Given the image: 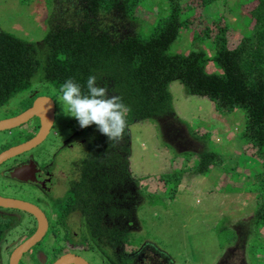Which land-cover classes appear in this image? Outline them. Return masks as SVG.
<instances>
[{
	"label": "trees",
	"instance_id": "16d2710c",
	"mask_svg": "<svg viewBox=\"0 0 264 264\" xmlns=\"http://www.w3.org/2000/svg\"><path fill=\"white\" fill-rule=\"evenodd\" d=\"M215 1L198 3L208 7L205 12L214 21H226L224 15L216 12ZM251 1H236L238 22L233 28L240 39L234 47L229 46L227 37L232 24L225 22L214 28L209 18L193 37L204 46L187 53L169 51L181 29L194 23L190 15L193 12L180 0H164L169 5L168 11L158 18L148 35L138 29L133 34L120 32V26L125 29L129 21L139 23L135 14L139 17L141 0H78L79 11L72 14L68 24H51V20L45 39L39 44L0 29V109L15 95L29 89L34 77L45 81L48 88L52 85L60 90L66 79L73 78L83 85L90 74L97 75L98 83L107 85L110 94L120 96L128 106L125 133L118 142H110L95 125L78 133L87 142L83 156L74 162L77 178L70 182L65 203L67 209L81 212L95 240L106 241L113 249L122 248L118 252L120 258L128 249L138 250L132 246L129 233L139 225L138 210L143 196L131 171L130 126L149 119L162 123L165 116H176L170 85L179 81L188 94L207 97L218 109L245 111L247 121L239 137L251 154L260 159L252 189L248 190L257 200L254 215L248 220L251 233L247 252L251 263L264 264L261 233L264 229V0H258L255 7L244 13L242 5ZM227 4L235 12V6ZM207 39L211 40L210 44L206 43ZM210 59L222 72L208 70ZM41 95L49 93L31 90L12 114L27 110ZM27 123L19 128L27 126L28 131H33L40 125L38 118ZM17 129L16 137L22 131ZM12 141H7L4 148L11 146ZM221 164L219 152L204 148L198 152L195 168L198 173L207 174ZM180 178V173L169 178L170 188H177ZM5 231L6 227L0 223V264H4L1 244ZM165 259L169 261L172 257L167 254Z\"/></svg>",
	"mask_w": 264,
	"mask_h": 264
},
{
	"label": "rangeland",
	"instance_id": "374dc122",
	"mask_svg": "<svg viewBox=\"0 0 264 264\" xmlns=\"http://www.w3.org/2000/svg\"><path fill=\"white\" fill-rule=\"evenodd\" d=\"M180 1L188 11L193 12L190 15L194 23L181 29L179 37L170 46L169 51L172 53H187L202 48L204 45L199 40L194 41V32L205 27L206 19H212L205 12L208 7L200 6L199 0ZM236 1L225 3L224 0H216L215 10L218 15H224L226 21L210 20L214 28L225 22L232 24L227 32L230 47H234L240 39L233 28L238 22ZM227 3L231 7L235 6V12L229 9ZM257 3L258 0L247 2L241 9L244 13L249 12ZM168 8L164 0H141L139 17L135 14L139 23L136 20V23L129 21L125 29L119 24L120 32L133 34L138 29L148 35ZM77 11L78 0H0V29L39 44L44 41L51 20V24L62 22L67 25L72 14ZM110 24L114 22L110 21ZM206 43L210 44L211 40L207 39ZM207 68L210 72H222L213 59H210ZM32 81L29 89L18 93L1 107L0 115H15L12 113L33 89L41 94L49 93V97L56 103L55 124L46 140L32 152L35 160L41 161L45 167L53 166L66 172L70 167L71 156L74 155V160L83 156L87 138L79 135L80 146L77 151L76 148H69L65 141L69 142L77 133L81 134L84 128L79 127L75 118L64 114L57 100L59 90L52 88V85L48 88L45 81L38 77L32 78ZM170 90L176 116H165L161 119L162 123L149 119L130 126L131 171L143 195L138 210L139 225L129 233L131 244L141 249L147 243H153L171 255L175 264H254L248 256L247 241L251 233L248 220L254 215L257 198L248 190L252 189L254 172L260 168V159L251 154L250 148L239 137L247 121L245 111L242 108L218 109L209 98L188 94L184 84L179 81L172 82ZM19 129L22 131L18 132V137L15 136V128L12 132L0 131V152L5 150L7 141L13 140L10 142L12 145L19 144L37 133V128L33 131H28L27 126ZM204 148L221 154L222 164L207 174L198 173L195 168L198 152ZM63 171L61 175L64 179ZM67 173L74 174L73 168L68 169ZM177 173L181 174L180 182L177 188L172 189L171 180L168 179ZM10 182L0 177V191L6 192ZM31 188H25L24 194L30 195ZM56 191L53 195L56 206L63 208L68 197V184L60 183ZM18 194L15 191V195ZM40 197L45 198V195ZM0 223L4 228L10 225L3 235L5 241L23 233L29 234L34 226L31 216L12 210L0 214ZM72 226L82 228L84 246L89 247L88 252L78 251L83 252L93 264H102L106 256L101 255H104L101 250L96 252L97 248L89 238L84 218H80L79 214L74 215ZM261 233L264 234V229ZM2 253V262L7 264L10 253H6L5 246ZM139 262L134 260L128 264Z\"/></svg>",
	"mask_w": 264,
	"mask_h": 264
},
{
	"label": "flooded vegetation",
	"instance_id": "af4514ba",
	"mask_svg": "<svg viewBox=\"0 0 264 264\" xmlns=\"http://www.w3.org/2000/svg\"><path fill=\"white\" fill-rule=\"evenodd\" d=\"M11 116H0V119H5ZM34 120H37V118H34ZM78 137L79 134L77 133L74 138L70 139L69 142L65 141V144L69 145V148L71 149L76 148L75 150L77 151V148L80 146V144L78 143ZM85 143L86 142H84V144ZM15 145H17V143H15ZM12 146L6 147L4 149L6 150ZM34 149L35 148L12 157L0 168V177H4L11 181L9 184H7L5 190L6 192L0 191V195L3 197H10L13 199L28 201L36 205L44 212L48 222V229L42 241H40V243H38L33 249L21 255L18 260V264H54L57 259L67 254L80 256L87 260L90 264H93L87 257L83 255V252L78 251L84 250L85 252H88L87 249L89 248L84 246L85 240L81 236L82 228H75L72 226L74 215L78 216L79 214V217L81 218V212L73 208L67 209L65 205L66 202H64L63 208L56 206L55 198L53 197V195L57 193L56 189L60 183H62L63 185L68 184L69 188L70 182L77 178L76 170H74V162L78 159L74 160V155L71 156V161L69 164L70 167H68L65 172L53 166L45 167L41 163V161L37 162L35 160L34 153L32 152ZM15 167L18 169L21 168L22 170V172L20 173V179L23 181H27V183H21L22 186H26V188L34 187L33 189L31 188L30 195H28V193H26L25 195L24 190H21L18 195H15ZM72 168L74 174L68 175L67 170H72ZM62 171L64 172V176L66 177L64 179L61 175ZM37 191H39L40 194H36ZM11 192L14 194H12ZM36 195H45V198H41L40 196L36 197ZM47 202H50V204H48ZM53 206L55 210L52 208ZM6 210H12L15 213L19 212L27 214L34 220L33 230H30L29 234L23 233L20 236L15 237L9 241H5L6 253H10L8 255L7 264H10L12 252L15 249L16 245L31 237L37 230L38 223L34 216L15 208L4 209L3 207H0V214H4V211ZM9 226L10 225L8 224L6 226V229ZM86 227L88 228L87 224ZM56 228H59V231H56ZM89 234L90 240L95 243L94 246H96L97 248L96 252L101 250L103 251L104 255L101 254V252L99 253L102 256H106L102 264H128V262L134 260H140V264H175L173 259L167 261L165 259V257H167V254L159 248L153 247V243H147V245H144L143 248H138V250L135 251H130V249H128L129 251H126L125 254L124 252L122 253L123 258H120L118 256V252L122 248L113 249L107 244L106 241L103 242L99 239L95 240L92 233L89 232ZM92 252L95 253V250H93Z\"/></svg>",
	"mask_w": 264,
	"mask_h": 264
},
{
	"label": "clouds",
	"instance_id": "9594fccd",
	"mask_svg": "<svg viewBox=\"0 0 264 264\" xmlns=\"http://www.w3.org/2000/svg\"><path fill=\"white\" fill-rule=\"evenodd\" d=\"M59 91L60 95L57 100L61 105L64 114L75 118L79 127L88 128L89 126L95 125L96 129L102 135L106 136L110 142H118L123 137L127 125L128 106L122 101L120 96L110 94L107 85L98 83L97 75L90 74L83 85L75 81L73 78H68L63 82ZM36 131H38V129ZM21 183H27V181H21L20 179L15 178V191L20 192L26 188V186H22ZM23 242L18 243L15 249ZM5 245L6 243L3 239L1 251Z\"/></svg>",
	"mask_w": 264,
	"mask_h": 264
},
{
	"label": "water",
	"instance_id": "95a60500",
	"mask_svg": "<svg viewBox=\"0 0 264 264\" xmlns=\"http://www.w3.org/2000/svg\"><path fill=\"white\" fill-rule=\"evenodd\" d=\"M34 117L39 119V130L30 139L12 146L0 152V166L8 162L14 156L29 151L41 145L51 132L56 120V103L46 95L38 96L32 106L18 115L11 116L5 119H0V131L12 130L27 123ZM21 168L15 167V178L20 179ZM21 180V179H20ZM23 181V180H21ZM0 207L15 208L25 211L36 218L39 222L36 232L23 243H21L12 253L11 263L18 264V260L24 252L30 250L38 242L41 241L42 235L45 234L48 226L45 214L36 205L8 197L0 196ZM54 264H89L84 258L74 254L61 256Z\"/></svg>",
	"mask_w": 264,
	"mask_h": 264
},
{
	"label": "bare ground",
	"instance_id": "6f19581e",
	"mask_svg": "<svg viewBox=\"0 0 264 264\" xmlns=\"http://www.w3.org/2000/svg\"><path fill=\"white\" fill-rule=\"evenodd\" d=\"M12 199H13V198H12ZM45 217H46V216H45ZM46 219H47V218H46ZM37 223H38V225H39V222H38V221H37ZM38 225H37V226H38ZM47 229H48V226H47ZM46 232H47V230H46ZM46 232H45V234H46ZM45 234L42 235V239H43V237L45 236Z\"/></svg>",
	"mask_w": 264,
	"mask_h": 264
}]
</instances>
